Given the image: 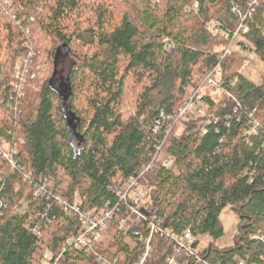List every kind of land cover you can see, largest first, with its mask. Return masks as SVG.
I'll list each match as a JSON object with an SVG mask.
<instances>
[{
    "label": "trees",
    "instance_id": "16d2710c",
    "mask_svg": "<svg viewBox=\"0 0 264 264\" xmlns=\"http://www.w3.org/2000/svg\"><path fill=\"white\" fill-rule=\"evenodd\" d=\"M263 1L246 20L248 32L233 40L262 58ZM247 2L0 0V264L58 254L80 223L56 196L71 202L77 192L85 212L116 203L110 185L147 166L158 145L179 168L152 167L141 178L150 187L146 210L160 227L216 239L222 209L238 217L231 246L209 244L197 252L202 262L182 254L178 264H264V81L243 76L247 57L239 50L225 53L231 35L205 27L217 21L234 30L232 8L244 12ZM193 4L197 11H188ZM61 54L74 64L59 69ZM216 65L223 84L238 80L229 88L236 100L207 98L213 118L175 122L189 89ZM161 112L171 120H159ZM46 181L52 188L35 195ZM121 217L108 221L114 235L96 249L117 257L115 264H133L148 230L134 219L118 229ZM150 245L145 264H165L173 254L165 235L152 234ZM59 264L101 263L71 247Z\"/></svg>",
    "mask_w": 264,
    "mask_h": 264
},
{
    "label": "built area",
    "instance_id": "2783aa9c",
    "mask_svg": "<svg viewBox=\"0 0 264 264\" xmlns=\"http://www.w3.org/2000/svg\"><path fill=\"white\" fill-rule=\"evenodd\" d=\"M260 3L261 0H248L246 5L247 8L244 12H241L236 6L232 8V11L236 13L239 19V23L234 30L224 29L217 21H207L205 23L207 30H211L217 34L223 33V35H231V41L225 48V53H230L233 46V40L239 36L240 33L245 34L248 32L249 26L247 25L246 20L251 13H253L254 8ZM187 10L196 12L197 7L193 4L190 8H187ZM22 62H24V60ZM18 76H20V74L17 72L15 77L18 78ZM237 84L238 80L236 78L231 80L227 85L223 84L221 81V70L219 66L216 65L212 71L206 75L203 82L198 87L189 89L188 94L175 111L174 121L179 123H189L198 119L213 118V111H205V108H208L206 99L210 98L217 103L228 99L235 101L236 99L229 88L235 87ZM13 88L15 91H18L19 95L21 94L20 86L18 84H14ZM159 120L162 122L165 120L170 121L171 117H165L161 112ZM257 125L258 123H255L249 133H254ZM158 127V125H155L152 129L153 132H156ZM169 128L170 127L168 126V129ZM3 155L7 157L8 153ZM152 167H163L171 171L174 170L175 173L176 158L173 154L164 152V150L161 149V145L156 146L155 153L147 166L143 167V169L137 174L118 178L110 185V191L114 194L117 200L116 203L106 202V204L101 207L93 208L90 211L85 212L81 209V198L77 192L73 194L71 202L67 199L56 196L58 204L63 205L64 212L68 215L75 214L77 216L80 223V229L75 235L66 238L58 254L48 252L50 257L46 258L43 256L38 264H59L63 252L71 247L94 254L101 264H115L118 260L117 257L110 258L107 253H100L96 249V246L114 235L113 232L111 233L109 231L108 221L119 212H122V217L118 221V229L127 227L129 221L134 219L142 221L148 230V235L145 237L141 236L140 238L144 247L133 264H145L150 256V238L154 233L165 235L174 243L173 254L166 258L165 264H178L177 258L182 254L187 257H192L197 263L202 262L201 257L194 251L195 246H191L193 239L189 230H184L180 235H176L167 229H163L157 223L156 216L146 210L150 187L148 184L143 183L141 178L143 173ZM51 188V182H43V184L36 189L35 195H43L46 190ZM205 264L211 263L205 262ZM239 264H242V262L240 261Z\"/></svg>",
    "mask_w": 264,
    "mask_h": 264
},
{
    "label": "rangeland",
    "instance_id": "374dc122",
    "mask_svg": "<svg viewBox=\"0 0 264 264\" xmlns=\"http://www.w3.org/2000/svg\"><path fill=\"white\" fill-rule=\"evenodd\" d=\"M9 9L12 11V8H9ZM263 35H264V28H263ZM240 39H241L240 37H238V36L236 37V41L240 40ZM232 50H236V51L239 50L241 53L244 54V56L247 57V61L241 69V73L243 74V76L255 84L262 83L264 81V58H262L261 56L256 54L253 50H249L247 48L241 50V49L237 48L236 44H233ZM72 59H73V57H71V56L65 57L64 54L59 55V59H58L59 69L64 64H65V67H67L68 65H71V64L73 65L74 61ZM65 71L66 70L61 72L62 78H60V76L58 77V80L56 81L57 85L64 78L65 73H66ZM205 109H206L205 110L206 112L210 111L207 107ZM166 153H168V152H166ZM178 170H179V168L176 164L175 174L178 173ZM172 172L174 173V170H172ZM53 185H54V183H53ZM219 221H220V224H221L222 229H223L222 235L216 239H212V237H210L206 234L198 235L197 237L193 238V241L197 240V245H196V247H194L195 252L202 251L209 244H211L212 246H214L218 249H223V248H227V247L231 246L234 243V239H235L236 234L238 232L237 214L230 208V206H226L225 208L222 209V211L219 215ZM44 256L46 258L50 257L48 251L45 252Z\"/></svg>",
    "mask_w": 264,
    "mask_h": 264
},
{
    "label": "water",
    "instance_id": "95a60500",
    "mask_svg": "<svg viewBox=\"0 0 264 264\" xmlns=\"http://www.w3.org/2000/svg\"><path fill=\"white\" fill-rule=\"evenodd\" d=\"M194 244H195V242L193 241L192 244H191V246L194 247Z\"/></svg>",
    "mask_w": 264,
    "mask_h": 264
}]
</instances>
